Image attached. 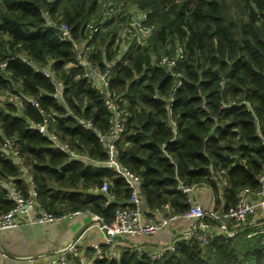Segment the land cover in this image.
I'll use <instances>...</instances> for the list:
<instances>
[{
	"label": "trees",
	"instance_id": "1",
	"mask_svg": "<svg viewBox=\"0 0 264 264\" xmlns=\"http://www.w3.org/2000/svg\"><path fill=\"white\" fill-rule=\"evenodd\" d=\"M129 7L148 10L153 31L124 55L121 34ZM51 19L66 22L76 40L85 38L93 23L102 24L93 58L102 70L118 58L110 66V82L127 109L116 141L118 158L140 175L147 210L186 212L190 194L181 183L207 184L215 195L223 187V210L236 204L245 187L260 186L264 0H0V62L8 61L0 66V91L7 93L0 96V212L14 205L10 189L29 194L12 152L2 154L6 138L15 139L44 209L56 215L89 211L110 222L119 207L133 205L126 179L104 164L108 154L100 133H109L112 112L84 77L72 42L60 39ZM179 45L185 56L174 70L160 65L163 56L177 58ZM33 64L53 74L46 76ZM58 80L64 85L60 98L54 96ZM32 99L44 114L59 115L48 129L56 139L29 127L44 118ZM80 117L91 119L93 128H82ZM56 142L68 143L79 157L57 149ZM105 181L108 193L100 191ZM242 225L234 234L213 232L206 244L194 236L178 241L159 258L130 249L116 257L103 249L94 264H264V232L249 235Z\"/></svg>",
	"mask_w": 264,
	"mask_h": 264
},
{
	"label": "built area",
	"instance_id": "2",
	"mask_svg": "<svg viewBox=\"0 0 264 264\" xmlns=\"http://www.w3.org/2000/svg\"><path fill=\"white\" fill-rule=\"evenodd\" d=\"M148 17V10L131 12L129 21L124 24L121 34V37L124 38V43L122 44L120 51L124 55L131 54L132 51H134V49L139 45H142L146 38L152 33L153 25L148 23ZM48 23H51L59 28L60 39L72 42L77 61L83 69L84 77L87 79L88 83L99 92L106 107L112 112V125L109 133H100V139L104 142L105 151L108 154V158L104 164L112 172L123 176L128 185L132 188L129 203L133 205L128 207H119L116 210L113 220L110 222H107L100 216L93 214V219L97 221V226L104 236V245L111 248L113 247L117 237L124 235L135 236L153 234L164 227H168L172 221L178 218H196L198 220V225L194 237L202 244L208 243L212 236L211 222L208 218L219 217L218 211L205 209L202 205L195 202L190 195L189 201L191 203V207L183 214L171 213L167 215L163 213L161 209L147 212L141 208V177L119 161V151L116 145V141L122 137V133L125 129L127 114V109L123 107V103H125V101L123 102V97L112 88L110 82V66L117 62L118 58H115L112 62H110V64L108 63L110 66H108L105 70H102L99 62L93 58L95 51L94 40L103 29L102 24L93 23L90 26L91 29L87 33L86 37L82 40H76L72 37L70 28L66 22H57L51 19ZM176 50L178 52L177 58L163 56L159 60V64L170 68V70H174L177 64L181 62L185 56V50L182 46H177ZM12 59H16V57L14 56ZM23 59L26 58L23 57ZM28 60L32 63L31 59ZM7 62V60L1 61L0 66L5 67ZM32 66L36 71H39L46 76H51L53 74L52 70L48 67H39L37 64H33ZM63 88V82L58 80L54 96L60 98ZM19 104L23 106L21 100L19 101ZM31 105L40 108L36 99L31 100ZM40 111L44 114V111L41 108ZM67 115L68 113L64 114L63 117H66ZM58 117L59 115L54 113L48 115L44 114L43 121L37 123L32 122L29 127L38 130L52 139H56L57 136L54 133L49 132L48 129L51 124H54ZM78 124L86 130L93 128V122L91 119L80 117L78 119ZM54 147L59 150L67 151L73 158H77L80 155L66 142H56ZM2 150V154H4L5 151L12 152L17 163L21 166L24 171L23 175L26 177L27 184L29 185V194L28 196H25L21 191L16 190L15 188L10 189L9 198L14 201V205L8 211L0 212V231L14 228L23 221L41 224L55 223L65 216L82 212V210H76L70 213L56 215L53 212L44 209L37 200L34 178L24 164V159L16 146L15 139L6 138ZM258 181L260 186L257 189L253 190L249 187H245L240 193L236 204L230 206L226 210H222L221 217L232 220L238 224H243L257 211V209L264 214V163L262 171L258 176ZM194 187L195 186H186L183 183L180 185L182 191L188 194H190ZM108 190L109 181H105L100 187V191L108 193ZM249 194L256 196L257 201H251ZM111 198H113V195H110V199ZM154 215H156V217ZM261 231L264 232V227ZM176 244L177 242L173 243L170 249H174ZM91 248L95 250L96 258L102 256L103 251L100 245L93 243ZM165 251L167 250L161 249L152 256L154 258L162 257L165 254ZM81 253L82 251L78 241L74 240L63 247L61 253L56 258L34 264H75V258L80 260V264H85ZM91 264H94V260Z\"/></svg>",
	"mask_w": 264,
	"mask_h": 264
},
{
	"label": "crops",
	"instance_id": "3",
	"mask_svg": "<svg viewBox=\"0 0 264 264\" xmlns=\"http://www.w3.org/2000/svg\"><path fill=\"white\" fill-rule=\"evenodd\" d=\"M5 187H9L10 184ZM192 199L208 210H223L225 196L223 187L215 195L207 184H200L190 192ZM250 200L257 201L256 196L249 194ZM141 204L145 211L147 207ZM170 214V210H162ZM156 217V215H154ZM221 217V214H219ZM211 223V232L234 234L238 223L226 218ZM217 221V220H216ZM196 218H178L159 231L149 235H124L117 237L113 247L104 245V236L89 211L71 214L55 223L41 224L23 221L18 226L0 231V264H34L52 260L59 256L63 247L77 240L81 247L82 259L85 264H91L96 258V252L91 245H100L111 256L119 257L126 249L144 251L154 255L157 251L169 250L178 241L190 240L197 229ZM249 229V235L264 227V214L259 209L242 225Z\"/></svg>",
	"mask_w": 264,
	"mask_h": 264
},
{
	"label": "rangeland",
	"instance_id": "4",
	"mask_svg": "<svg viewBox=\"0 0 264 264\" xmlns=\"http://www.w3.org/2000/svg\"><path fill=\"white\" fill-rule=\"evenodd\" d=\"M132 5H130V7H131ZM129 7V8H130ZM132 11V8H130V10H129V12H131ZM104 15H107V13H104ZM0 96H1V98L2 99H5L6 98V96H7V93H5V92H3V91H0Z\"/></svg>",
	"mask_w": 264,
	"mask_h": 264
},
{
	"label": "water",
	"instance_id": "5",
	"mask_svg": "<svg viewBox=\"0 0 264 264\" xmlns=\"http://www.w3.org/2000/svg\"><path fill=\"white\" fill-rule=\"evenodd\" d=\"M221 213H222V211L219 212V214H221Z\"/></svg>",
	"mask_w": 264,
	"mask_h": 264
}]
</instances>
